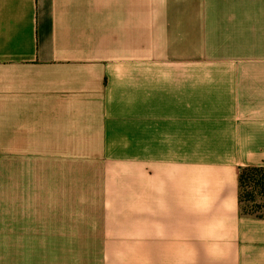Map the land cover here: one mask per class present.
I'll return each instance as SVG.
<instances>
[{
	"label": "crops",
	"instance_id": "1",
	"mask_svg": "<svg viewBox=\"0 0 264 264\" xmlns=\"http://www.w3.org/2000/svg\"><path fill=\"white\" fill-rule=\"evenodd\" d=\"M264 0H0V264H264Z\"/></svg>",
	"mask_w": 264,
	"mask_h": 264
},
{
	"label": "trees",
	"instance_id": "2",
	"mask_svg": "<svg viewBox=\"0 0 264 264\" xmlns=\"http://www.w3.org/2000/svg\"><path fill=\"white\" fill-rule=\"evenodd\" d=\"M239 202L242 213L262 216L264 211V167H244L239 172Z\"/></svg>",
	"mask_w": 264,
	"mask_h": 264
}]
</instances>
